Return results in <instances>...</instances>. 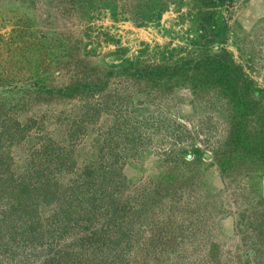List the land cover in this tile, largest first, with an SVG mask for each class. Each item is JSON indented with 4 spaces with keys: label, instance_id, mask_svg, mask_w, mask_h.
<instances>
[{
    "label": "rangeland",
    "instance_id": "374dc122",
    "mask_svg": "<svg viewBox=\"0 0 264 264\" xmlns=\"http://www.w3.org/2000/svg\"><path fill=\"white\" fill-rule=\"evenodd\" d=\"M200 5L0 0V264H264V0Z\"/></svg>",
    "mask_w": 264,
    "mask_h": 264
},
{
    "label": "trees",
    "instance_id": "16d2710c",
    "mask_svg": "<svg viewBox=\"0 0 264 264\" xmlns=\"http://www.w3.org/2000/svg\"><path fill=\"white\" fill-rule=\"evenodd\" d=\"M198 1H201L199 12L197 13L199 20L202 22H207V11H205L203 6V2H205V0ZM211 1L212 0H208V3ZM210 63L211 58L203 57L197 62V67H199V65L208 67ZM235 92L236 91L234 89V91L232 92L233 97L235 96ZM234 105L235 108L239 106L238 103H235ZM233 132L234 134L231 140V145L225 147L220 152H218L217 155H215L217 161L220 163L221 169L228 170L233 166L246 169V166L244 167V164L246 162V164L254 163L256 166H260L262 164V168L264 170V145H260L261 143H264V139L259 136L257 137L255 135L248 134L249 131H245V128L240 130L238 129L237 131ZM244 160L245 162L243 163ZM245 171L250 170L246 169Z\"/></svg>",
    "mask_w": 264,
    "mask_h": 264
}]
</instances>
